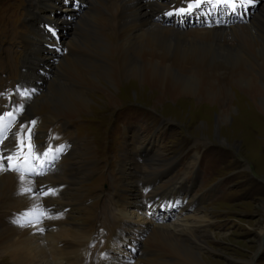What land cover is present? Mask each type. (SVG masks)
<instances>
[{
	"label": "bare ground",
	"instance_id": "6f19581e",
	"mask_svg": "<svg viewBox=\"0 0 264 264\" xmlns=\"http://www.w3.org/2000/svg\"><path fill=\"white\" fill-rule=\"evenodd\" d=\"M26 1L31 24L29 34L25 36L24 52L31 58L23 64L14 84L11 79L4 89V102H0V115L13 113L12 117L4 116L0 124V127L6 124L8 129L4 140L0 138V205L7 209L0 217V256L10 264H49L51 260L53 264H83L80 257H76L81 256L84 245V228L89 222V215L85 216V213L88 214L90 199L88 195L85 197V191L74 188V179L80 173L90 176L92 170L88 169L94 162L91 152L82 155L84 169L79 168L81 158L75 162L78 173L71 157L75 151L70 144L65 146L69 150L67 156L60 155L55 147L51 149L54 154L49 155L52 161L38 163L36 170L32 169L28 175L11 170L22 154L34 157L36 161L48 158L44 157L48 146L46 139L40 141L39 136H34L47 131L51 122L45 121L48 116L38 122V112L46 109L52 119H61L67 125L88 111L89 93L101 90L102 96L104 94L108 98L123 81L128 80L135 86H144L149 91L153 89L161 97L166 95L171 99L181 97L185 100L190 97L201 103L199 105H218L221 113L229 108L225 103L231 101V85L234 91L245 95L247 103L257 109L264 108V38L259 39L258 36H264V0L260 1L262 4L258 0L247 3L253 9L252 18L249 16L247 19L245 16L240 19L221 6L223 12L215 21L225 27L200 31L186 29L197 24V19L189 14H164L180 3L189 4L195 0H85L90 15L84 16L82 22L96 38L78 43V46L72 33L67 35V39L56 41L55 32L67 22L68 14H51L52 0ZM205 4H210V1L195 2L190 10L195 11ZM107 30L113 33H107ZM52 34L56 35L55 38H51ZM110 37H115L116 43ZM220 39L227 46L207 44ZM238 40L250 42L247 45L251 48L247 47L245 59L231 50L233 47H228L230 42ZM206 49L210 51L207 53ZM24 52L23 58L26 57ZM52 67L57 72L56 76ZM3 69V72L10 70ZM65 69L70 80L69 85L63 87ZM42 70H50L55 78L47 83L46 89L37 94L38 88L34 92L36 95L32 96L29 88L31 90ZM22 85L24 88L20 89ZM57 90L70 96L60 95ZM145 171L155 175L161 169H152L148 164ZM131 172L128 174L134 177L129 180L122 181L118 176L112 180V186L117 184L120 187L118 190L113 188L115 191L110 193L109 199L114 207L117 199L120 200L123 186L128 192L129 185L135 186L131 198L128 196L125 205L120 204L121 213L110 216L109 211H113L110 205H102L105 212L102 225L110 231L105 241L107 255L100 257L102 264H116L119 257L117 243L125 247L134 246L135 234L140 233L138 228L129 230L125 227L132 222L130 212L126 214L128 205L140 208L143 204L150 209L154 205L150 204L154 196H157V205L168 202L173 206L175 197L179 203L186 204V196L179 197L176 191H181L180 185L185 181L183 177L170 181L168 185H158L140 169H132ZM104 197L98 194L97 202ZM192 204L196 203L192 201ZM170 211L171 207L163 210L167 216ZM180 226L182 228L178 230L162 224L155 226L145 242L147 245L140 244L139 251L133 256L134 264H203L198 252L203 247L199 230L186 223ZM131 262L127 260L119 264Z\"/></svg>",
	"mask_w": 264,
	"mask_h": 264
},
{
	"label": "rangeland",
	"instance_id": "374dc122",
	"mask_svg": "<svg viewBox=\"0 0 264 264\" xmlns=\"http://www.w3.org/2000/svg\"><path fill=\"white\" fill-rule=\"evenodd\" d=\"M260 1L263 2V0L257 2ZM52 3L51 14H68L67 22L55 32L56 41H60L61 38L67 39L70 33L73 34L77 46L78 43L94 41L96 35L94 36L92 30L82 22L84 16L90 15L85 0H52ZM194 3L186 4L187 10L180 11L197 19L196 27H185L187 30L200 31L225 27L221 23L215 24L221 6L207 11L209 4H205L191 11ZM183 4L185 3L177 6ZM244 5L245 8L235 9V16H239L240 19H243V16L246 19L249 16L252 18L253 9L247 3ZM28 6L26 0H0V102H4L3 96L6 94L4 89H7L11 79L14 84L23 64L31 58V55L26 56L24 52L27 44L25 36L29 34L28 27L31 24ZM173 12H176V9L171 11ZM207 23L211 24L210 27L205 26ZM107 33L113 31L107 30ZM55 34H52L51 38H55ZM258 36L259 39L264 38L260 34ZM110 39L116 43L115 37ZM209 42L207 44L219 43L218 46H227L222 44L224 40L221 39ZM249 43L232 41L228 47H233L231 50L245 59L247 47L251 48L247 45ZM260 44L263 46V42ZM205 46L207 47L206 44ZM209 51L210 49H206L207 53ZM23 52L27 58H23ZM217 61L225 63L218 59ZM2 66L10 70L3 72L5 69ZM54 67L51 70L56 76ZM66 72L65 69L62 74L66 78L63 87L69 85L70 75ZM38 75L31 90L28 87L32 96L36 95L34 92L38 88L37 94L40 90L46 89L47 83L55 78L50 70H42ZM230 86L231 101L225 103L229 108L222 113L218 105H199L201 103L190 97L186 100L181 97L171 99L166 95L161 97L153 89L149 91L144 86H135L129 80L123 81L108 98L104 94L102 96L101 90L99 93L95 91L89 93L88 111L81 113L77 120L70 121L67 125L61 119H52L46 113V109L38 112V122L47 116L45 121L51 122L47 126V131L40 135L35 133L34 136H39L40 141L46 139L47 149L54 150L56 147L60 155L67 156L64 152L67 150L65 146L70 144L75 151L71 157L77 173L79 168L84 169L83 154L90 151L94 157L92 168L88 169L92 170L90 176L86 177L80 173L78 176L76 174L74 179L76 182L74 188L80 189V192L85 191V197L88 195L90 199L87 203L88 214L85 213V216L89 215V222L84 228V245L81 248V256L78 255L76 258L80 257L83 264H102L100 257L107 255L105 241L110 233L107 227L102 225L105 213L102 205H110L113 210L112 213L109 211L110 216L115 217L117 213H121L120 204L122 206L126 204L128 196L131 198L133 195L135 186L129 185V192L123 186L120 200L117 199L114 207L109 199L110 193L115 191L113 188L116 187L118 190L120 187L117 184L112 186V180L117 176L122 181L129 180L134 175L128 173H132V169H140L151 181L155 179L158 185H168L170 181L183 177L185 181H181V185L178 183L181 191L176 189V186L174 188L179 197L186 196V204L179 203L180 200L175 197L176 203L173 206L168 202L157 205L158 199L154 196L150 203L154 205L150 209L143 204L140 208L128 205L126 214L130 212L132 222L125 227L129 230L138 228L143 234L138 232L135 234L134 246L125 247L117 243L119 257L116 264L127 260H132L131 263L134 264L133 256L143 243L147 245L148 235L155 226L162 224L178 230L182 228L179 225L184 223L195 225L199 230L197 232H200L198 236L203 247L198 252L201 254L203 264H264V108L257 109L255 105L247 103L245 95L234 91ZM23 88L22 85L20 89ZM57 91L59 94L62 93L60 90ZM65 96L70 95L67 93ZM53 154L51 153V156ZM19 157L26 159L24 166L27 163L35 168L38 167V163L52 161L50 156L39 161L25 154ZM79 158L81 167L78 168L75 162L78 163ZM148 164L152 169L161 171L155 175L149 174L145 171ZM98 194L101 198L105 197L97 202ZM192 201L196 204L193 205ZM168 207H171L169 216L167 212H163ZM5 208L3 204L0 205L2 211L0 217L7 210ZM148 227L150 228L145 230ZM49 262L53 264L52 260ZM0 264L10 263L0 256Z\"/></svg>",
	"mask_w": 264,
	"mask_h": 264
},
{
	"label": "snow or ice",
	"instance_id": "6c2138e0",
	"mask_svg": "<svg viewBox=\"0 0 264 264\" xmlns=\"http://www.w3.org/2000/svg\"><path fill=\"white\" fill-rule=\"evenodd\" d=\"M221 2L225 5H235L236 3V0H221ZM240 3L241 4H244V3H252V0H240ZM4 116H8V117H12L13 116V113L11 112H8V113H4L3 115H0V123L3 122V119H4ZM33 124H35V121L32 122ZM29 139H31V130H29ZM29 148L31 150V146L29 145Z\"/></svg>",
	"mask_w": 264,
	"mask_h": 264
}]
</instances>
